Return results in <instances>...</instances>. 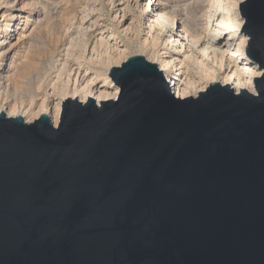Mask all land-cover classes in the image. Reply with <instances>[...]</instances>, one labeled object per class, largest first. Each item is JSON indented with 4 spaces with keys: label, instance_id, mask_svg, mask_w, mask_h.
<instances>
[{
    "label": "water",
    "instance_id": "obj_1",
    "mask_svg": "<svg viewBox=\"0 0 264 264\" xmlns=\"http://www.w3.org/2000/svg\"><path fill=\"white\" fill-rule=\"evenodd\" d=\"M255 93L177 98L127 56L116 99L0 113V264H264V0L239 3Z\"/></svg>",
    "mask_w": 264,
    "mask_h": 264
},
{
    "label": "bare ground",
    "instance_id": "obj_2",
    "mask_svg": "<svg viewBox=\"0 0 264 264\" xmlns=\"http://www.w3.org/2000/svg\"><path fill=\"white\" fill-rule=\"evenodd\" d=\"M116 1L114 16L118 20V27L132 38L144 31V39L139 42L140 48L152 57V60L146 59L156 63L175 97H195L198 92L217 82L221 85L228 83L235 92L245 89L255 93L253 78L260 76L262 71L245 54L247 36L243 31L240 32L243 18L239 14V3L244 0H190L178 9L169 7L160 0ZM108 2L112 4L114 1ZM9 3V0H0V19L6 22L4 29L0 31V60L10 55L15 46L7 41L10 39L11 29L9 18L18 13L17 16L24 19L25 29L22 30L30 29L27 15L24 16L21 9L10 10ZM197 9L201 10L200 13H197ZM142 14L145 19L143 29L138 19ZM78 21L75 28L73 25L75 32L73 31L74 34L67 43L61 67L55 70L56 75L48 78L50 91L37 106L35 98L39 96L42 81L32 91L27 103L18 98L8 100L9 92L19 95V91L11 83L16 84L17 79L24 76L26 68L33 64L28 48L22 51L23 59L19 58V62L16 60L20 51L18 48L22 46L9 56L6 65L0 69V113L2 111L9 117L22 116L27 122L45 113L56 126L61 103L67 97L75 99L76 96L81 103L86 102L87 97L93 98L97 103L117 98L119 88L108 76L110 63L120 52L118 43L113 42L115 32L109 33L103 28L88 24V15L85 13L81 14ZM37 26L35 24L30 29L28 37L34 36L33 31ZM95 31L99 32L95 34ZM87 33L92 35L91 41L86 39ZM48 57L51 59L52 52ZM119 64L120 62L117 65ZM100 65L107 67L106 71L98 74L103 77L101 85L97 84L98 76H94L93 72Z\"/></svg>",
    "mask_w": 264,
    "mask_h": 264
},
{
    "label": "rangeland",
    "instance_id": "obj_3",
    "mask_svg": "<svg viewBox=\"0 0 264 264\" xmlns=\"http://www.w3.org/2000/svg\"><path fill=\"white\" fill-rule=\"evenodd\" d=\"M9 1H11V3L8 4L10 10L17 11L18 9H21L23 15H27V22L29 25L28 27L30 29L35 26V24H37L38 26L33 31L34 36L30 38L27 36L30 29L22 30L23 28L25 29L23 17H18V13H15L16 15L9 18V20H11V29L9 31L10 39L7 41H11V43L15 46L13 48L14 50L11 52L10 55L5 56L4 59L0 60V69L1 66L6 65L9 56H11L14 51H16V49L20 46H22V48H18L20 51L18 50L19 52L17 54L16 59L17 62L23 59V56L21 55L22 51H24L25 48H28L30 49V59H32L33 61V67H27L24 76L18 78L16 84L14 82L11 83L12 86L19 91V95L16 96L13 93L9 92L8 100L12 98H18L19 100H22V102L27 103L29 96L31 95L32 91H34V89H37V85L40 83V81H42V83L40 93L38 92L39 96L36 97L37 99L35 98L36 106L41 102L43 96L48 95L50 91V88L48 87L49 79L51 76L56 75L55 70H58V68L61 67V64L63 63V59L65 57V49L68 46L67 43H69L70 37H72L75 32V29H73V25L75 28L76 25L79 23L78 20H80L82 13L88 15V24H92L93 26L95 25L94 27L97 28H103V30L108 31L109 33L111 31L115 32V35L112 36L113 42L118 43L117 45L120 52L115 56L114 60L110 63L109 67L117 65L119 62L121 63L122 61L127 59V56L133 54H142L145 59L148 58L149 60H152V57L147 53V51L140 48V43L144 39L143 30L141 31V33L139 32L135 38H132L130 35L123 33L118 27V20L114 16L115 7L117 5L116 0H113L114 2L112 4L109 3L108 0H17L16 2L14 0ZM189 1L190 0H160V2L164 3L165 5L177 9L184 6ZM200 11V9H197V13H200ZM140 18H138L140 22L139 25L141 24L142 26L140 25V27L143 29L145 26L144 14H142ZM4 24H6V22L3 19H0V31L4 29ZM96 32L98 33L99 31H95V34H97ZM89 35L90 33H87L86 39H90L89 41H91L92 35ZM112 50L113 49H111V51ZM50 52H52L51 59H49L48 57ZM96 70H93V72L95 73L94 76H98V74L102 73L103 71H106L107 67L100 65ZM102 78V76L97 77V84H102Z\"/></svg>",
    "mask_w": 264,
    "mask_h": 264
}]
</instances>
